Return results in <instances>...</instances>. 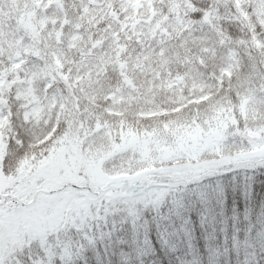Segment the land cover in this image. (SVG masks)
Returning a JSON list of instances; mask_svg holds the SVG:
<instances>
[{
    "label": "trees",
    "instance_id": "1",
    "mask_svg": "<svg viewBox=\"0 0 264 264\" xmlns=\"http://www.w3.org/2000/svg\"><path fill=\"white\" fill-rule=\"evenodd\" d=\"M57 4L61 8L52 16L39 0H0L5 12L0 28L22 42V49L6 46L0 57V110L9 115L7 127L0 133V187L5 188L4 195L14 196L18 189L32 199L29 203L11 201L7 222H0L5 233L9 231L6 235L54 230L70 221L67 217L60 222H55V217L40 218L38 204L33 203L38 196L61 201L68 208L66 214L75 211L83 217L93 208L98 210L101 201L111 211L134 196L162 197L169 188L200 181L229 167L264 165V157L259 156L220 160L221 143L233 134L243 136L244 151L264 147V131H257L256 126L264 121V106L245 99L235 82L203 102L191 103V71L199 57H206V66L211 68V48L220 52L219 64L225 49L236 54L240 66L254 62L263 90L258 94L264 96V58L258 51L264 28L250 29L235 0H179L176 5L172 0H104V17L95 25L90 14L77 19L84 6L98 7L99 0H57ZM44 16L47 19L40 27L37 22ZM182 25L188 35L183 44L172 29ZM83 31L74 47L68 48V39ZM107 31L116 33L118 46L113 51L105 46ZM196 37L203 42H196ZM169 43L179 45L177 54L158 62L155 55ZM129 48H137L146 59L152 55L156 101L151 107L141 104L149 99L146 80L131 68ZM24 49L27 57L21 54ZM14 58L24 61L14 64ZM91 60L98 67L91 70L78 91L73 85L83 72L82 66L87 67ZM36 68L51 75L53 88L48 92L58 90L66 102L68 114L55 129L54 119L47 120L42 100L46 91ZM198 69L202 72L204 68ZM108 95L120 99L129 96L133 104L112 108L110 100H104ZM175 96L181 101L177 106L173 105ZM242 98L245 106L239 107ZM31 105L41 111L23 124L16 116L17 108L28 110ZM161 105L169 113L147 117ZM107 109L117 115H108ZM73 259L75 264H97L95 250Z\"/></svg>",
    "mask_w": 264,
    "mask_h": 264
},
{
    "label": "snow or ice",
    "instance_id": "2",
    "mask_svg": "<svg viewBox=\"0 0 264 264\" xmlns=\"http://www.w3.org/2000/svg\"><path fill=\"white\" fill-rule=\"evenodd\" d=\"M87 250L97 264H264V165L229 167L111 211L101 201L54 230L8 236L0 226V264H75Z\"/></svg>",
    "mask_w": 264,
    "mask_h": 264
},
{
    "label": "rangeland",
    "instance_id": "3",
    "mask_svg": "<svg viewBox=\"0 0 264 264\" xmlns=\"http://www.w3.org/2000/svg\"><path fill=\"white\" fill-rule=\"evenodd\" d=\"M47 10V15L55 16L61 6L57 4V0H39ZM175 5L179 2V0H172ZM63 2V0H62ZM100 6H93V8L84 6L82 11V16L77 19L78 21L83 20L84 18L88 17L90 14L91 17H95V20L92 22V25H95L98 21L102 20L105 13L104 6H101L104 0H99ZM143 6H146V3H143ZM235 7L238 10V13L242 19L248 24V27L252 30H258V27L264 28V0H235ZM142 13L141 10H139ZM5 12L3 8L0 7V21L5 18ZM47 17L44 20H39L37 23L40 27L44 26V21H46ZM53 27V26H52ZM52 27L50 28L52 30ZM182 27V26H181ZM180 26H173L172 29L175 30L182 39V44L188 37L185 32L186 27ZM2 28V27H1ZM0 28V57L6 52V46L11 47L12 49H22V42L21 39L17 35L8 34L6 30ZM184 28V29H183ZM85 31L79 32L76 35H72L70 39H68L67 44L68 48L74 47V43L78 40L80 36L84 34ZM203 38V37H202ZM104 39L106 40L108 47V51H113L118 46V40H116V33L108 32L105 35ZM196 42L202 43L203 40L200 38H195ZM124 42H121L123 44ZM98 50H104V48H98ZM179 50V45L176 44H168L160 50L155 56L158 59V62L161 61H168L172 57H174ZM225 49L222 54V60H220L219 64V55L220 52L213 51L211 48L210 53L208 55L209 60L212 62L211 68H207V58L206 57H199L196 61L195 68L192 69L190 75V97L191 103L198 104L200 102L205 101L213 92L219 91L224 86H230L231 82H235L234 87H237L239 93H241L245 99L250 100V102L254 104H260V106H264V96L258 94L263 92L260 90L259 84L256 79V75L258 72V66L255 65L254 62H250V65L240 66L239 59L232 51H227ZM258 51L261 53L262 57L264 58V40H260L258 43ZM21 54L27 57L26 49L21 51ZM151 54H148V58L141 56L138 52V49L129 48L127 49V60L130 61V66L134 70L136 69V75L141 77V79H145V93L149 96L147 101L141 102L143 107L148 105L149 107L153 106L152 101H156V95L154 94V84L151 78L153 74V69L151 67ZM24 59H13L12 62L14 64H22ZM54 63L57 65L58 60L57 58L53 59ZM83 65V64H82ZM98 67V64L91 60L87 67L82 66L83 72L80 74L78 79L76 80L74 87L78 88L80 91V87L84 84L87 79L91 76V70ZM199 67L204 68L202 72L199 71ZM37 76H39L40 80L44 84V90L46 91L43 96V103L45 104V110L49 114L47 120L55 121L53 129L61 122L64 116L68 114L66 109V102L58 90H54L53 92H48L50 89L53 88V79L51 75L43 69L36 68ZM251 86L255 87L256 90L251 88ZM219 93V92H218ZM81 98L80 94H78ZM241 96L240 94H238ZM242 97V96H241ZM110 100V105L112 108H119L120 104H122V109L124 107L130 108V105L133 104V99L129 96H125L124 98H116L112 95H108L104 98V100ZM87 101H90V96L86 98ZM181 101L178 100V96L174 97V106H177ZM164 105V104H163ZM239 107H244L245 102L242 98L241 103L238 104ZM162 108L160 109H153L152 112L147 115L150 117H159L161 115L169 113L167 110H164V106L161 105ZM17 118L18 120L23 123L27 124L31 119L36 117L41 109L37 105H31L28 110H21L17 108ZM105 112L108 115H117V113L112 109H107ZM9 121V115L0 110V133L7 127ZM260 124L256 125L258 127L257 131H264V121L259 122ZM256 131V130H255ZM253 136V135H252ZM242 135L233 134L228 137L223 143H221V150H222V157L220 158L221 161H227L232 157H241L247 158L251 156H259L264 157V147H257L252 152L244 151L245 144H242ZM255 138V136H254ZM241 139V141H240ZM261 138L257 139L259 141ZM253 141V139L251 140ZM244 145V148H243ZM201 163V162H200ZM204 165V164H203ZM185 169V172H188L189 169ZM182 169V172H184ZM70 174L65 172V177L67 180H71ZM166 175L172 176L170 173ZM49 188H53L49 186ZM47 192V190H44ZM0 194H6L5 188L0 187ZM18 198L20 201H24L25 203H29L32 199L31 197L26 196L24 193L16 189V193L13 196ZM13 202V201H12ZM11 201L4 200V207L0 208V222H7V215L11 211ZM33 203L38 204L36 207V211L39 214L40 218H52L55 217V222H60L65 220L66 217L68 220H72L76 216L77 212L73 211L70 215L66 214L68 208L63 205L61 201H56L54 199H47L42 198L40 196L34 198ZM75 203H78L76 201ZM79 208L82 206L79 205ZM9 231L6 232V234Z\"/></svg>",
    "mask_w": 264,
    "mask_h": 264
}]
</instances>
